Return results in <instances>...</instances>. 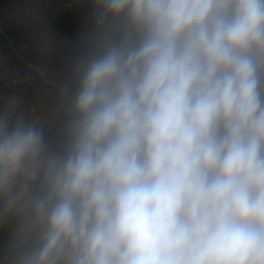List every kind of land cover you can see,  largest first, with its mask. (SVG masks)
Returning <instances> with one entry per match:
<instances>
[{
    "label": "clouds",
    "instance_id": "1",
    "mask_svg": "<svg viewBox=\"0 0 264 264\" xmlns=\"http://www.w3.org/2000/svg\"><path fill=\"white\" fill-rule=\"evenodd\" d=\"M58 135L0 111V264H264V0H92Z\"/></svg>",
    "mask_w": 264,
    "mask_h": 264
},
{
    "label": "rangeland",
    "instance_id": "2",
    "mask_svg": "<svg viewBox=\"0 0 264 264\" xmlns=\"http://www.w3.org/2000/svg\"><path fill=\"white\" fill-rule=\"evenodd\" d=\"M37 5L38 20L32 21L30 26L21 29L17 33V43H25L30 47L27 59L46 58L48 52L55 53L56 49L61 51L65 60L74 62L75 58L82 50L84 38L93 27V2L92 0H30ZM27 0H0V7L3 8L2 18L11 23L19 17L29 19V12L26 8ZM70 6V10L67 7ZM45 22H49L46 26ZM4 48L0 44V51ZM55 50V51H54ZM57 59V58H56ZM14 58L4 63L7 78L11 76V70L16 66ZM19 66H23L19 65ZM17 67V66H16ZM72 67L58 68L53 78H57L62 73H71ZM54 74V73H53ZM52 74V75H53ZM51 75V76H52ZM52 78V77H51ZM66 80V79H65ZM67 82H70L67 81ZM11 98L18 100V114H23L27 118L30 105L39 103L36 106V113L52 123L46 124L49 134L55 139L58 135L59 120L57 118V103L53 96L36 94L27 86L15 87L7 83H0V111ZM7 232H0V256L6 255L5 244Z\"/></svg>",
    "mask_w": 264,
    "mask_h": 264
},
{
    "label": "built area",
    "instance_id": "3",
    "mask_svg": "<svg viewBox=\"0 0 264 264\" xmlns=\"http://www.w3.org/2000/svg\"><path fill=\"white\" fill-rule=\"evenodd\" d=\"M26 8L29 12V19L19 17L15 23H11L9 20L2 18L3 8L0 7V42L4 46L2 51H0V83H7L15 87L27 84L34 93L53 96L56 102H58L60 88L62 85L66 84V82L52 80L51 75L61 65L65 64V60L63 56H59L57 59L53 60L49 66H40L33 65L27 59L30 46L25 43L19 45L17 43V33L21 29L30 26V23L38 20L39 17L37 16L38 8L35 2L27 0ZM67 9L70 10V6H68ZM45 24L48 26L49 22H45ZM11 58L17 61V67L15 66L11 70V76L7 78L3 64ZM22 64L25 69H28V73L25 74L23 66H19ZM36 106V103L30 105L27 118H38L46 124L52 125V123L45 120V118L35 115Z\"/></svg>",
    "mask_w": 264,
    "mask_h": 264
},
{
    "label": "crops",
    "instance_id": "4",
    "mask_svg": "<svg viewBox=\"0 0 264 264\" xmlns=\"http://www.w3.org/2000/svg\"><path fill=\"white\" fill-rule=\"evenodd\" d=\"M0 44H2L1 42H0ZM55 51V50H54ZM56 51L58 52V57L59 56H63L62 54H61V51L60 50H58V49H56ZM48 55L49 56H47L46 58H39V59H33V60H30V62L33 64V65H40V66H49L50 64H51V62L53 61V60H55L56 58H58V57H55V59H54V57H53V54H51V53H49L48 52ZM64 57V56H63ZM64 60H65V58H64ZM72 64H73V62H70V61H68V60H65V64H63V65H61L59 68L61 69L62 67H72ZM16 65H17V63H16ZM3 67H4V64H3ZM23 69H24V73H25V71H26V73H28V69H25V67L23 66ZM56 71V70H55ZM54 74L51 76L52 77V80H55V81H58V82H63V81H65L66 83H68L67 81H69L70 80V77H71V73H67V72H65V73H62V74H60L57 78H53V76L57 73V72H53ZM66 79V80H65ZM24 86H27V88H29V86L26 84V85H24ZM24 86H20V87H24ZM36 104L37 105H39V103H37L36 102ZM35 115L36 116H40L41 117V115H39V114H37V113H35ZM4 257H5V255H2V256H0V261H2L3 259H4Z\"/></svg>",
    "mask_w": 264,
    "mask_h": 264
},
{
    "label": "trees",
    "instance_id": "5",
    "mask_svg": "<svg viewBox=\"0 0 264 264\" xmlns=\"http://www.w3.org/2000/svg\"><path fill=\"white\" fill-rule=\"evenodd\" d=\"M54 56H57V55H56L55 53H53V57H54ZM25 74H26V71H25ZM31 91H33V90H31Z\"/></svg>",
    "mask_w": 264,
    "mask_h": 264
}]
</instances>
